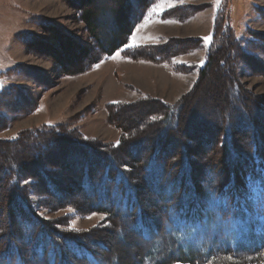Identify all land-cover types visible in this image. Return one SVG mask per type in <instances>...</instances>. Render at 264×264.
<instances>
[{"label": "trees", "instance_id": "16d2710c", "mask_svg": "<svg viewBox=\"0 0 264 264\" xmlns=\"http://www.w3.org/2000/svg\"><path fill=\"white\" fill-rule=\"evenodd\" d=\"M158 1L65 0L75 9L91 46L76 43L72 34L57 35L48 20L38 19L36 24L63 45L69 60L66 67L64 59L58 58L62 71L77 74L125 46L134 28V9L145 13ZM226 3L217 7L197 79L221 69L219 83L210 84L218 94L217 105L211 106L215 115L208 118L213 122L210 126L208 120L194 122L197 116H188L195 130L186 134L182 129L188 98L172 105L142 100L108 103V121L121 130L116 145L83 138L69 124L56 123H43L0 141V264H264V101L259 102L264 96L258 98L238 78L233 58L241 43L227 20ZM257 9L264 18V7ZM186 13L184 4L156 17L183 21ZM249 34V51H240L237 57L251 68L247 57H253L252 51L264 56V51L254 45L262 40V33L250 30ZM193 41L186 50L203 43L201 37ZM35 43L48 48L44 55L54 57L57 49L40 38L25 46ZM175 46L167 40L125 48L122 55L167 62ZM226 60L230 67L224 69ZM18 89L0 88V128L6 125L1 121L6 106L18 101ZM26 105L27 112L32 111L34 104ZM132 109L137 110L135 118L127 114ZM179 134L199 141L204 136L207 141L194 147L179 145L174 140ZM55 150L63 162H51ZM173 155L176 158L170 159ZM32 194L47 209L70 207L77 215L101 212L106 215L104 223L72 230L67 227L69 215L62 222L41 217ZM126 239L132 247L130 259L122 247Z\"/></svg>", "mask_w": 264, "mask_h": 264}, {"label": "rangeland", "instance_id": "374dc122", "mask_svg": "<svg viewBox=\"0 0 264 264\" xmlns=\"http://www.w3.org/2000/svg\"><path fill=\"white\" fill-rule=\"evenodd\" d=\"M223 1L228 3V6L226 3L227 20L241 43L236 46V56L233 58V63L237 64L235 69L238 78L245 89L261 98L264 96L263 54L252 51L253 57H247L252 66L249 68L245 65L246 62L239 61L237 53L245 51V49L249 51L246 46L251 43H248L252 38V35L249 34L250 30L262 33V40L254 41V45L260 51H264V18L261 17L257 9L258 6L264 7V0H219L218 3L217 0H183L182 4L180 0H166L165 9H168V3H172L173 7L184 4L187 6L185 14L187 18L183 21L171 18L160 20L156 17L158 12L160 13L159 9L146 20L145 16L148 11L144 13L140 9H134L135 14L133 13L132 19L134 28L125 46L93 65L89 70L77 74H66L62 71L58 65V58L64 59L66 67H68L66 61L69 60L68 57H64L61 50L63 45L57 38L45 33L36 24L38 19L48 20L57 31V35L65 38L68 34H72L76 43L91 46L92 41L82 22L78 21L75 9L69 6L65 0H0V88L6 85L16 86L20 91L19 98H16L18 101L13 105L6 106L7 112L2 114L4 118L1 121L6 122V125L0 128V141H6L29 129L39 128L43 123H56L69 124V128L74 129L73 133L77 131L83 135V138H98L104 143L116 145L121 137V130L108 121V103H135L142 100H153L165 105H172L179 100L187 101V98L188 102H186L182 114L184 122L182 121L181 125L186 134L191 133L195 129L192 128L194 126H190L189 119L186 117L197 116L194 122H198L200 119L207 121L209 116L215 115L212 114L214 109L211 106L217 105L215 99L218 98V94L210 84L211 81L219 83L221 79L217 76H220L218 73L221 74V69L211 70L205 75L206 77L198 82L197 79L199 68L202 67L206 58V47L210 42V40L206 42L204 37H210L217 7ZM134 4L136 5V3ZM24 37H26L25 40ZM200 37L203 41L201 46H197L191 51L186 50L193 46L194 39ZM30 38L31 40H29ZM33 38H40L54 50L57 49L53 52L54 57L49 54L44 55L43 52L47 53L48 48L38 43L27 48L26 42L32 41ZM167 40H173L176 45L172 57L167 62L128 59L122 55V50L129 48L126 45L162 44ZM117 53L119 54L117 55ZM149 58L153 57L149 55ZM178 66H181L182 70H186L178 71ZM228 67H230L229 61H227V65L225 62L224 69ZM6 70L10 71L7 74L2 73ZM194 85L195 89L189 98L187 94ZM184 96L185 98H182ZM260 101L263 102L264 99H259ZM26 102L34 104L32 111L27 112L29 109H27ZM194 102L197 103L196 107L187 111L190 108L189 105ZM136 113L137 110L132 109L127 114L129 117L133 115L132 117L135 118ZM194 122L191 123L194 124ZM212 123V121H207L208 126ZM196 126H200V129L204 130L201 128L202 125ZM190 137L191 140L179 134L174 140L179 142V145L183 143L194 147L199 140ZM203 138L205 137H200V143L205 140H202ZM23 145L25 142L21 143V146ZM16 148H18L17 145L10 146L7 151L10 152L11 149ZM57 151L50 158L54 164L63 162ZM220 156L223 157V155ZM173 157L176 158L173 155L170 159ZM73 160L77 161V158L73 157ZM230 163L232 164L231 161ZM77 169L78 167L75 170ZM67 171L63 170L62 172L67 173ZM61 175L62 173H60ZM54 176L59 178L57 174ZM60 181L63 185L64 181L62 179ZM39 188L41 189V187ZM31 199L35 203L38 214L50 221L60 220L62 222L66 219L65 216L69 215L67 227L71 229L73 226L77 230L91 229L102 225L106 217L101 212L77 215L70 207L47 209L38 205V196L32 194ZM48 199L51 198L48 197ZM125 242L126 244L122 247L127 249L130 259L132 247H128L127 239ZM112 243L113 239L109 242L110 247H112ZM115 245L122 248L117 243ZM151 245H155V242H152Z\"/></svg>", "mask_w": 264, "mask_h": 264}, {"label": "snow or ice", "instance_id": "6c2138e0", "mask_svg": "<svg viewBox=\"0 0 264 264\" xmlns=\"http://www.w3.org/2000/svg\"><path fill=\"white\" fill-rule=\"evenodd\" d=\"M166 0H159V2H154L150 9L148 10L146 16H145V19L147 20L148 18H150L154 13H156V11L159 9L160 12H163L165 11V7H164V4H165ZM219 2V0H217V3ZM180 3L182 4L183 3V0H180ZM168 8H171L173 7L174 5L172 3H168ZM165 22H174V21H165ZM134 39V37H133ZM205 41H209L210 40V37H204ZM126 47H138V45L136 44H131V45H126ZM119 53H117L118 55ZM25 183H28V181H25ZM89 219L91 217H88ZM72 230H77L74 228V226L72 227Z\"/></svg>", "mask_w": 264, "mask_h": 264}]
</instances>
